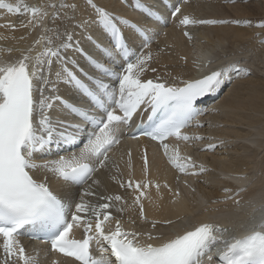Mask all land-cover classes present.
I'll return each instance as SVG.
<instances>
[{
	"label": "snow or ice",
	"instance_id": "snow-or-ice-1",
	"mask_svg": "<svg viewBox=\"0 0 264 264\" xmlns=\"http://www.w3.org/2000/svg\"><path fill=\"white\" fill-rule=\"evenodd\" d=\"M86 3L93 16L81 20L76 27L81 29L85 39L94 42L99 57L86 51L73 33L65 31L59 45L45 47L34 58L22 54V58L15 63H0V237L3 238V264H9L10 260L15 264L17 259L23 264H33L19 243L18 237L23 234L21 230L47 232L52 250L74 257L79 264H202L205 253L213 244L223 245L219 264H264V218L256 223L253 217L252 231L242 238L220 239L217 233L222 238L227 230L204 223L159 246L151 243L141 245L135 242L138 234L125 231L119 221L114 230L107 233L105 231L106 222L112 219L107 210L112 201H122L121 196H103L101 199L107 202L96 207H90L81 199L75 205V213L71 214L69 222L70 207L50 189L48 177L34 179L32 173L42 170L67 183L81 186L87 184L96 172L107 167L109 153L120 143L118 134L121 126L129 124L141 106L145 105L151 109L150 119L158 117L152 130L146 134L162 144L165 155H168L170 162L180 172H186L189 167H195L190 163L191 158H186L189 163H179V152L169 155V145L164 141L169 137L185 142L193 139L182 135V130L203 114L197 111V102L217 93L230 79V73L249 74L248 69L237 63L196 80L181 81L183 86L168 85L159 81V78L155 81L142 80L140 77L152 59L151 53L145 55L143 49L151 46L154 33L150 35L151 30L147 27L109 12L99 6L96 0H86ZM48 7L57 8V5L30 7L23 3L13 5L0 0V9L7 10L8 13L20 14L23 11L24 14H30L29 24L36 26L42 25L43 20L48 17ZM59 8L75 9V5L62 3ZM135 8L154 22L163 20L143 0H135ZM180 12L181 7L175 6L171 17L174 19ZM53 18H60L59 10L53 13ZM179 23L183 26L214 25L227 21L195 20L184 16ZM92 26L101 30L103 40L97 37L93 41V36L88 34V29ZM246 26L250 24L246 23ZM256 27L264 28V23H259ZM44 31L52 30L45 28ZM126 31L141 40L140 50L129 44ZM185 35L191 39L187 32ZM45 39L48 45H52L51 39L43 36L36 43ZM69 51L73 53L72 56L67 55ZM76 55L83 56L99 75L94 77L84 72L74 58ZM32 59L37 64L47 65L49 69L54 60L59 64L55 80L42 81L39 100L34 99V93L38 90L34 81L39 77L36 71L29 70V61ZM118 61L121 62L119 68L116 67ZM108 80L115 81V85L109 84ZM61 84L68 85L84 96L88 100V106L66 100L60 94ZM46 92L50 95H46ZM57 104L79 122L53 120L51 112ZM53 145L57 148L72 145L80 147L77 151L58 155L54 159H36L37 155L43 156ZM214 147L208 145L209 150ZM144 162L147 170L146 153ZM199 171H205L203 166H200ZM116 182L125 187L124 182ZM93 183L100 182L93 180ZM147 186V183L135 184V190L139 192L136 196L137 204H140V199L144 196L141 188ZM127 187L133 188L131 181ZM92 194L87 190L83 193ZM117 211L122 212L123 208ZM89 215L94 217V221L86 218ZM140 215H144L142 204ZM74 227L84 228V239L69 238ZM148 239L152 240L153 237L149 235ZM94 240L98 245H107L99 248V258L94 257L90 251ZM110 257H114V261Z\"/></svg>",
	"mask_w": 264,
	"mask_h": 264
},
{
	"label": "bare ground",
	"instance_id": "bare-ground-1",
	"mask_svg": "<svg viewBox=\"0 0 264 264\" xmlns=\"http://www.w3.org/2000/svg\"><path fill=\"white\" fill-rule=\"evenodd\" d=\"M39 1L45 6L57 5V8H47L49 15L36 30L37 40L42 36L50 38L52 45L47 44V39L41 40L39 44L35 40L30 52L23 49L29 46V41L24 39L36 28V25L29 24L30 19H21L22 23L16 26H0V44L4 45L0 47V53L11 55L10 63H15L22 54L32 55L34 58L42 53L45 47L59 45L63 41L62 34L65 31L73 33L74 38L81 42V46L86 51L99 55L95 50L94 42L85 39L84 33L76 27L81 20L93 16L86 0ZM144 1L163 17L162 21L148 22V17L140 15L133 9V0H96L99 6L109 12L134 18L151 30L150 35L154 33L151 46L143 49L145 55L151 53L152 59L140 77L142 80L155 77L165 83L178 84L190 78L191 65L200 68L198 73L208 68L221 69L237 63L248 69V75L230 73V79L225 82V87L223 86L217 93L218 96L220 94L218 102L212 103L207 110L208 120H203V126L199 130L188 131L187 135L193 139L185 142L175 138L172 143H166L169 145V155L175 151L180 153V144H190L195 147L214 145V149L203 155L202 163L191 159V164L195 167H189L185 174H181L170 162L168 155H165L162 144L154 146L144 139H139L130 144V146L136 145V151L128 158L122 157L118 161L109 158L107 167L101 169L102 173L97 174L93 179L98 180L99 184H94L92 180L87 186L75 187L62 184L60 180L42 170L34 171L35 175L39 180L47 176L54 193L60 199H64L70 207H75L81 199L90 207H96L102 200L101 197L120 194L122 201H113L118 216L128 219V222L139 229L158 230L156 239L149 240L145 235V244L158 246L165 242L162 238L163 231L168 230L167 236L172 238V233L180 234L187 224L197 227L211 223L223 229L218 222L221 216L230 212L245 218L248 222L247 227L253 228V217L256 223L264 218L263 202L258 201L247 207L244 205L247 201L255 197L258 200L259 196L264 195V36L258 35L257 29L251 31L239 28V24L234 22L242 21L241 23L245 24L256 19L260 10H264V4H257V0H180L178 6L181 7V12L172 19L175 0ZM62 3L75 5V9L59 8ZM221 3H225L227 8L221 6ZM58 10L60 18L54 20L53 13ZM17 16V14L12 15L13 22L18 21L19 18L15 19ZM184 16L195 20L227 21V23L183 26L179 21ZM2 23L4 21L0 19V25ZM165 26L163 36H158ZM45 28L52 31H44ZM185 32L191 36V39L185 35ZM88 34L92 35L95 41L100 37L99 28L90 27ZM127 36L136 46H141L140 39L129 32ZM261 39L262 42H259ZM19 49L23 50L18 51ZM67 55L72 56L73 53L69 51ZM213 57H216V62H212ZM74 58L84 72L88 74L92 72L83 56L76 55ZM33 64L40 66L35 70L42 81L55 80V73L59 68L58 62L54 60L51 69L47 65L37 64L35 60ZM152 69H155L153 75L150 74ZM41 85L43 87V84ZM67 88L68 91L71 90L66 84L59 85L60 94L69 100V95L65 92ZM45 94L50 95L47 92ZM51 115L53 120L73 122L68 112L59 104L54 107ZM122 131L121 128L118 134L120 141ZM79 147L80 145H77L73 151H77ZM116 148L119 156L123 146L119 143ZM145 153L149 160L147 170L144 163H141L133 173L129 174L130 167L142 162ZM53 155L55 154L37 155L36 159L38 161L42 158L54 159L59 154ZM179 162L185 163L182 158ZM200 166H203L205 171L200 172ZM193 172L199 174L193 175ZM134 179L142 185L149 181L148 186L140 190L144 192V196L140 199V204L143 205V217L140 215V204L136 203L139 192L135 188L127 187L128 182ZM117 180L124 182L125 187H121ZM86 190L93 194L83 195ZM173 198H176V201H173ZM119 208H123V211H117ZM87 218H90V215ZM169 221L171 223H168ZM217 236L219 237V233ZM222 238L230 240V232L226 231ZM23 244L26 245L28 257L33 264H49L44 260V256L48 255L43 246ZM213 250H217V247H213ZM3 259V244L0 242V264H3ZM55 262L65 264L63 260L53 258L52 263ZM9 264H12L11 260ZM15 264L23 263L17 259Z\"/></svg>",
	"mask_w": 264,
	"mask_h": 264
},
{
	"label": "rangeland",
	"instance_id": "rangeland-1",
	"mask_svg": "<svg viewBox=\"0 0 264 264\" xmlns=\"http://www.w3.org/2000/svg\"><path fill=\"white\" fill-rule=\"evenodd\" d=\"M258 2H257V4H264V0H257ZM223 2V1H222ZM256 4V3H255ZM223 5V7L226 9L227 7H226V4L224 3V4H222L221 3V6ZM173 19V18H172ZM242 22V21H241ZM239 23V25H238V27L239 28H243V29H249V30H251V31H254L255 29H257V33H259L258 35H260V33H262L263 34V36H264V28H259V27H256V25L257 24H259V23H264V10H260V14H259V16H257L256 17V19H252V20H250V21H248V22H246L247 24H250V26H246V23L244 24V22L243 23ZM253 28V29H252ZM261 30V31H260ZM263 31V32H262ZM257 35V34H256ZM259 42H262V39L259 41ZM263 61V60H262ZM258 63V62H257Z\"/></svg>",
	"mask_w": 264,
	"mask_h": 264
}]
</instances>
